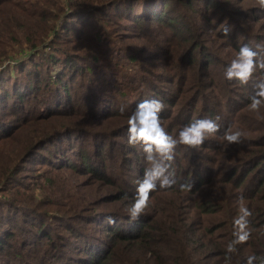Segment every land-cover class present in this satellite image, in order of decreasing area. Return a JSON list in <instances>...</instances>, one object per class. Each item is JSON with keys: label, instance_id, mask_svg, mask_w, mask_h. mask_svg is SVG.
Wrapping results in <instances>:
<instances>
[{"label": "trees", "instance_id": "obj_1", "mask_svg": "<svg viewBox=\"0 0 264 264\" xmlns=\"http://www.w3.org/2000/svg\"><path fill=\"white\" fill-rule=\"evenodd\" d=\"M5 1L0 0L2 62L5 45L3 35H19L16 44L6 41L8 52L13 53L20 48L29 57L32 56V60L43 51L41 54L49 53L50 59L53 55L51 53L59 49L55 46L56 40L63 36V40L71 41L67 33L71 27V18H77V23L92 27L93 20L101 16L108 25L110 21L116 20L109 16L108 8L124 5L126 2L132 3L129 10H114L118 15L131 20L130 23L136 27L154 28L163 24L169 30L167 35L164 31L163 42L156 43L158 54L168 57L165 62L169 66L168 72L148 69L140 63V73V69L136 67L135 51H127L122 56H113V52L110 56L113 48L106 42L107 30L100 32L93 27L94 39L90 41L87 40L88 32L76 35L91 47L87 51L101 56L104 68L106 67L104 71L96 74L93 63H96V68L97 62L86 55L84 57L92 63L84 64L78 56L62 50L65 59L63 61L65 65H70L69 68H60L58 72H54L55 75L48 73L44 83L38 79L36 84L28 80L25 87L12 84V88L6 92L9 97V91L14 90V99L26 102L30 101L29 97L36 95H33L34 92L41 90V86H51L53 89L50 92L51 99H35L38 107L35 108L36 114L33 117L37 118H22L10 132H6L4 139L1 127L3 118L0 117V205L3 204V183L18 178L17 168L3 169V141L9 140L14 133L26 127L36 129L29 131L31 144L39 137L42 138L36 143L45 144L55 137L68 135L70 138L75 132L84 133L87 140L82 139L74 154L69 155L67 151L66 154H56L57 151H54L52 154L55 159H50L49 156L48 160L41 163L50 164L57 172H78L81 177L91 180L87 184H81L79 180L76 184L68 183L61 187L52 185L53 183L49 185L56 194L46 204L52 207L51 212H41L43 217H38L33 222L38 227V234L29 240V251L15 249L6 264H71L73 258L66 252L69 236L77 232L73 225L76 219L89 220L86 214L89 204L100 207L97 210L100 209L101 212L95 217L99 219L94 223L102 225L105 238L101 240L94 233L82 237L81 244L74 247H79L83 256L73 254L80 264H225L226 248L234 239V221L240 214L241 206L247 207L251 212L247 217L250 238L247 242L236 245V250L230 254L229 264H247L249 256L264 258V107L259 114L249 109V97L256 91L254 84L264 77V70L258 68L247 85L227 80L225 76L226 83H218L215 77L221 75L215 74L213 70L217 66L215 63L219 64L216 55L212 53L216 60L211 65V60L203 61L194 53L205 41L196 32L198 20L215 26L213 18L215 20L216 15L211 16V8L215 10L214 14L219 16L221 13L224 19L234 16L233 11L226 6L230 0H206L207 3L199 2L201 0H29L31 6L17 5L12 9L7 8L8 14L3 16V5L8 3ZM202 4L204 7L199 6ZM46 6H52L50 11ZM188 11L192 13L189 14ZM250 11L256 19L257 13L264 12V9L257 6ZM238 15L241 16V12ZM14 17H20L22 24L15 27L12 23ZM120 25L124 29L129 27L126 23ZM227 25L230 28L229 36L224 35L220 25L215 33L226 38L224 41L233 53L230 60L222 61L225 64L224 71L243 45L258 51V60L264 59V51L257 48V45L264 48V33L250 30V25L242 18L232 24L228 22ZM142 33L146 37V32ZM172 37L179 41L176 49L173 47ZM179 49L184 51V55ZM204 49L205 46L203 51ZM60 58L62 56L58 55L54 60L58 62ZM14 60L21 62L20 58ZM132 65L135 66L127 74L126 80L123 79L125 82L118 81L117 77L122 79L124 76V66ZM0 73H3V68ZM29 77L24 72L15 77V80ZM165 83L171 85L167 87L164 86ZM119 86L125 89L127 99L129 95L133 96L126 100L124 113L119 111L125 98L118 92ZM58 87L63 91H59ZM213 89L217 94H214ZM111 93L116 97H111ZM62 96H65L67 104L61 110L59 105L62 103ZM152 98L160 99L164 103L165 107L160 113L162 124L173 137L178 135L182 126L195 119H215L219 116L220 130L209 136L199 150L177 145L175 160L170 169L177 184L169 189L157 187L150 195L148 208L133 222L124 209L133 201L137 181L143 177L146 164L143 152L127 143V118L141 101ZM0 101L3 103L2 89ZM55 102L56 108L52 111ZM1 111L0 116H3V108ZM78 116H86L94 129H90L88 125L75 127V117ZM41 121L50 125L53 132L48 133L42 129ZM107 124L114 128L111 130L112 135L120 132V129L123 131L121 140L110 139L107 131L97 130L101 127L106 129ZM228 129L244 132L240 144L229 145L222 140L223 133ZM74 156L80 160H75ZM96 182L100 183L98 188ZM101 183L104 187L116 190V194L110 198L112 193L105 190L103 196L108 199L95 202L96 198L93 199L92 196L101 189ZM185 183L192 184L190 191L180 190L179 185ZM19 185L15 186V190L19 191ZM22 187L23 190L31 189L27 185ZM75 187L78 191L73 190ZM241 196L242 201L239 200ZM117 201L120 202L117 207L107 206L108 203ZM0 213L3 218L2 207ZM109 216L115 217L117 224H109ZM47 217L61 220L60 228L50 232L51 228L46 224ZM122 218L127 220L119 222ZM18 235L15 230L4 235L0 233V264H3V255L11 254L12 249L7 246L16 242ZM92 238H97V242L94 243ZM98 242L101 244L97 245ZM207 259L211 262H207Z\"/></svg>", "mask_w": 264, "mask_h": 264}, {"label": "rangeland", "instance_id": "obj_2", "mask_svg": "<svg viewBox=\"0 0 264 264\" xmlns=\"http://www.w3.org/2000/svg\"><path fill=\"white\" fill-rule=\"evenodd\" d=\"M191 1L195 2V0ZM5 2L8 3L6 5H3V16L8 14L7 8L12 9L13 6L17 7V5L31 6L29 0H6ZM199 2L207 3L206 0H201ZM12 3L16 5H10ZM130 5H132L131 2H126L124 5L108 8L109 16L118 20L119 23L116 20H113L110 21V24L106 25L105 19L101 16H98L96 19L93 20V24L95 26L93 25L92 27H87L84 24L77 23V18H71V27L70 30L67 32L71 41H66V39L63 40V36H61L60 39L56 40L55 46L59 49L56 52L54 51L53 53H51L53 55L50 57V59H48L49 53L41 54V52L43 51H40L38 54H36V56H34L32 60H30L32 56L29 57L30 55L24 53L20 48H18L13 53L8 52L6 50V41H11L13 42V44H16V38L19 35L14 34V37H5L3 35V42H5V45L3 46V62L0 61V69L3 68V73H0V89L3 90V103L2 101H0V114L3 108V116H0L1 118H3V125L1 126L3 127V139L5 138L4 136L6 132H10L16 124L20 123L22 118L24 119L28 117V120L37 118L33 117L34 114H36L35 108L38 107V105H35V99L38 97L51 99L50 92L53 89L51 88V86H41V90L34 92L33 95H36L33 97H29L30 101L26 102H22V100L16 101L14 99V90L9 91V97L7 96L6 92L10 90V88H12V84L20 86L22 85L25 87L27 85L28 80H30L31 83L36 84L38 79H41V82L44 83L47 80L48 73L55 75L54 72H58L60 68H69L70 65H65L63 61L64 55H62V50H67L69 51V54L78 56L79 58H81L80 62L84 64L92 63L90 62V60H87V58L96 61V68L94 66L96 63H93V70L95 69L96 74L100 73V71L102 70L104 71L106 67L104 68L101 56L98 57L95 52L87 51L91 47L88 46L87 42L81 40V38L76 35H80L83 32H88L89 35L87 37V40L90 41L91 39H94L92 35L93 27L98 28L100 32L107 30L106 42L110 43L113 48L112 50H110V56L113 55V52V56H116L118 54H121L122 56V54L127 51H135V55L137 56L135 60L136 67L138 68V70L140 69V73L142 72L140 63H142L143 66H146L148 69H157L162 72H168L169 66L165 65L166 59L168 57H163V55L161 56L160 54H158V49L156 47L157 42H163L164 31H166L167 35L169 31L168 28L163 24H158L157 26H154V28L152 26H150V28H138L133 23H130L132 22L131 20L127 19L122 15H118L114 10V8H117L121 11H127L129 10L128 8L130 7ZM199 6L204 7L203 4ZM226 6L227 9L232 10L233 14L235 15L231 17L227 16L224 19L221 13H219L218 16L217 14H214L215 10L211 8V16L216 15L215 20L213 18V22H216L214 23L215 26H210L207 23L198 20V22L196 23V25L198 26V29L196 28V32H199L202 38L205 39V41L202 43L199 49L194 51V53L198 54L203 59V61L211 60V65L214 64L212 61L216 60L213 59L212 53L216 55L219 64L215 63L217 66L213 70H215V74H220L221 77H215V80L218 83L222 82L223 84L224 82L226 83V81L224 80L223 69L225 64L222 63V61L230 60L233 53H231L232 50L229 48V46H227V42L224 41L226 38L219 37L215 34L216 32H218L217 26L220 25V27L222 28L223 26L227 25L228 22H231L232 24L237 19L242 18L247 24L250 25V30H252L253 32L255 31L258 33H264V12H258V17L255 19V15L251 14L250 11L258 6L257 0H230L229 3H226ZM46 7L49 8L48 10L50 11V8L52 6ZM188 12L189 14L192 13L191 11ZM240 12L241 16L238 15ZM12 23L15 27H17L22 24V20L20 19V17H14L12 18ZM121 23L129 24V27L124 29L120 25ZM142 32H146V37L145 34H143ZM134 35L141 37H133ZM172 40L173 47L175 46L176 49L179 46V41L178 39L173 37ZM204 46L205 49L203 51ZM205 50H207V52ZM179 51L182 53V55H184V51L182 49H179ZM8 53L10 55L7 56ZM128 54H131V52H128ZM58 55L62 56V58H60V61L56 62L54 58L58 57ZM84 55H86L87 58H85ZM203 55L208 56L209 58L203 57ZM15 58H20L21 62L17 63L14 60ZM218 65H220L221 67ZM134 66L135 65L127 67L124 66V69H126V71H124V76H122V79L121 77H117L119 79L118 81L125 82L127 74L132 71V68ZM23 68L24 71H22ZM116 69H119V67H116ZM24 72L30 77L24 80H15V77L21 76V74H23ZM229 84L234 86V84L231 82H229ZM170 85L171 84L169 83H165L164 86L169 87ZM117 88L118 92L125 97L122 101L124 103L123 106L127 107L126 100H129L133 96L129 95L127 99L125 95V89L120 86ZM58 90L61 92L63 91L59 87ZM213 92L214 94H217L215 89H213ZM217 92L219 93V91ZM114 93H111V97L113 98L116 97ZM60 103L61 104L59 105V108L62 110L67 104L65 96H62ZM54 104L55 105H53L52 111L53 108H56L57 103L55 102ZM219 106L221 107V104H219ZM77 125H88L90 129H94V125H91L88 122L86 116L75 117V127H78ZM40 127L46 130L48 133L53 132L51 131L52 127L48 124H45V122L43 121L40 122ZM105 127L106 129L101 127L97 130L107 131V134L110 139H122L121 135H123V131H121L120 129V124V132L114 133L113 135L111 130H114V128L109 127L108 124ZM31 130L36 131V129L34 128L30 129L29 127H26L24 130H19L18 132L14 133L12 138H10L9 140L3 141V169L12 170L17 168L18 178L16 180L12 179V181L8 183H3V204L0 205V207L3 208V218L1 217L0 213V233L4 235L5 233L11 232L12 230H15L16 233H19L17 241L7 246L12 249V252L10 255H3V264H6L8 258H11L13 256L12 254L15 249L24 250V252L29 251L28 248L31 246V242H29V240L34 237L35 234H38V227L34 226L33 222L37 221L38 217L42 216L41 212L50 213L52 210V207L46 204L48 201H51L53 198H55L56 194L53 193L54 190L53 188L49 187V185L53 183L52 185H57L61 187L68 183L76 184L77 182H79V180H81V184H87L88 181L91 182L90 178H86L84 176L81 177L78 172H72L69 170H65V172H57V170H54V168L50 164L41 163L44 160H48L49 156H51L50 159H55L53 157L54 154H52L54 151H57L56 154H66V151L69 155L74 154L82 139L85 138L84 133L75 132L70 136V138L68 137V135H63L59 138L55 137V139H51V141L45 144L40 142L36 143L42 138L39 137L37 140H35L33 144H31L32 140H29L31 135L29 131ZM47 148H50V150H47ZM74 158L77 161L80 160L77 156H74ZM59 175L61 176L59 177ZM95 184L96 188H98L100 183L96 182ZM17 185H19V191L15 190V186ZM22 185L30 186L31 189L23 190L24 188L22 187ZM75 189L76 191H78L77 187L73 188V190ZM105 190H109L110 193H112L110 198L113 197V194H116V190L104 187L101 183V189H99V191H96L95 194H93L92 196L93 199L96 198L95 202H100L108 199L103 196V194H105ZM11 199L12 201H9ZM119 204L120 202L117 201V203H108L107 206L117 207ZM94 206H91L90 204L88 205L86 214L89 220L78 218L74 221L73 225L75 226V230H77V232L75 235L69 236V244L66 250V252L70 254V256L73 258L71 264H80L75 260L76 257L73 256V254L77 255L78 257L83 256L79 251L80 248L74 247L79 246L81 244L82 237L84 238L85 235L94 233L98 236L97 238H100L101 240L105 238V230H103L102 225L94 223V221L99 219V217H95L99 215V212H101L100 209L97 210V208L100 207ZM47 218L48 221H46V224L49 228H51L50 232H53L60 228L59 224L62 222L61 220H58L57 217H55V219H51L49 217ZM112 218L116 221L115 217ZM124 220L127 219L122 218L119 220V222H122ZM93 228H97L98 230L94 231ZM40 233L42 232H39V234ZM64 234H66V232ZM97 238H92L91 240L96 243ZM98 244H101V242H98L97 245ZM82 248H84V246ZM214 261H212V263ZM207 262H211V260L207 259Z\"/></svg>", "mask_w": 264, "mask_h": 264}, {"label": "clouds", "instance_id": "obj_3", "mask_svg": "<svg viewBox=\"0 0 264 264\" xmlns=\"http://www.w3.org/2000/svg\"><path fill=\"white\" fill-rule=\"evenodd\" d=\"M259 8L264 9V0H257ZM225 36L230 32L229 26L222 28ZM264 51V48H260ZM258 51H254L247 45L239 48L235 57L231 60L224 71L227 80H235L240 85H247L252 79L253 73L259 68L264 70V59H257ZM255 93L249 97V109L259 114L264 107V77L255 84ZM164 103L157 98L141 101L127 118V143L132 147H137L143 152L146 167L143 177L137 181L136 193L132 203L124 209L130 221H137L149 206L150 195L160 189H169L177 184V180L170 169L175 160V149L177 145H184L188 148L199 150L204 141L219 132L220 117L215 119L204 118L195 119L182 126L176 137H173L162 124L160 113L164 109ZM119 111L124 113L125 106H121ZM244 132L237 129H228L223 133L222 140L227 144H240L244 137ZM181 191L191 190L192 184H180ZM240 201L243 200L241 196ZM239 216L234 221V239L227 245L225 252V264H229L230 254L236 250V245L245 243L250 238V230L247 228V217L251 215L247 207L239 208ZM109 224H114L115 220L107 217ZM264 264V258L249 256L247 264Z\"/></svg>", "mask_w": 264, "mask_h": 264}]
</instances>
